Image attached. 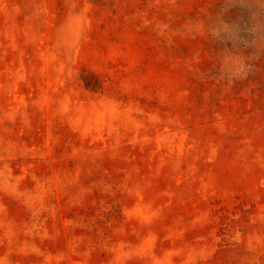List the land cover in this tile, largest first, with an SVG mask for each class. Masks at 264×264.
<instances>
[{
    "label": "rangeland",
    "instance_id": "374dc122",
    "mask_svg": "<svg viewBox=\"0 0 264 264\" xmlns=\"http://www.w3.org/2000/svg\"><path fill=\"white\" fill-rule=\"evenodd\" d=\"M0 264H264V0H0Z\"/></svg>",
    "mask_w": 264,
    "mask_h": 264
},
{
    "label": "clouds",
    "instance_id": "9594fccd",
    "mask_svg": "<svg viewBox=\"0 0 264 264\" xmlns=\"http://www.w3.org/2000/svg\"><path fill=\"white\" fill-rule=\"evenodd\" d=\"M244 70H245V69H244L243 64H240V65L238 66V68H237V74L243 73Z\"/></svg>",
    "mask_w": 264,
    "mask_h": 264
}]
</instances>
